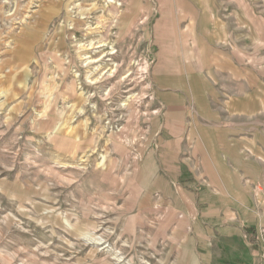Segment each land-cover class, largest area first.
<instances>
[{"label": "rangeland", "instance_id": "rangeland-1", "mask_svg": "<svg viewBox=\"0 0 264 264\" xmlns=\"http://www.w3.org/2000/svg\"><path fill=\"white\" fill-rule=\"evenodd\" d=\"M200 1L209 7L199 5L198 17L190 1L163 0L165 41L196 34L210 52L214 112L238 145L224 163L252 236L264 230V0L254 9L240 0V20L227 0ZM106 2L0 0V264H186L166 226L154 233L150 221L129 213L130 155L163 91L151 82L163 47L159 4ZM117 10L126 21L120 35ZM212 11L221 39L209 35ZM101 18L113 23L108 45L89 50L101 38ZM85 54L99 60L86 63ZM116 66L104 81L89 82Z\"/></svg>", "mask_w": 264, "mask_h": 264}, {"label": "crops", "instance_id": "crops-1", "mask_svg": "<svg viewBox=\"0 0 264 264\" xmlns=\"http://www.w3.org/2000/svg\"><path fill=\"white\" fill-rule=\"evenodd\" d=\"M189 1L198 17L199 5L209 7L200 0L184 3ZM157 2L161 18L155 34L163 47L151 82L163 91L157 96L159 111L139 131L141 138L130 155L128 172L134 177L135 205L129 213L150 221L154 233L166 226L169 240L186 256V264H264V241L260 232L250 236L245 230L249 217L240 212L241 194L229 174L230 166L224 163L228 156L237 157L238 145L225 134L228 129L214 112L218 97L213 88L218 82L207 64L211 58L205 57L210 52L196 34L190 41L174 36L172 44L166 43L168 6L163 0ZM242 2L254 9L255 0ZM227 3L237 8L232 15L240 20V0ZM217 7L216 14L220 13ZM210 14L213 29L209 35L221 39L220 18L214 11ZM190 28L196 30L194 20ZM235 32L232 29L233 36Z\"/></svg>", "mask_w": 264, "mask_h": 264}, {"label": "bare ground", "instance_id": "bare-ground-1", "mask_svg": "<svg viewBox=\"0 0 264 264\" xmlns=\"http://www.w3.org/2000/svg\"><path fill=\"white\" fill-rule=\"evenodd\" d=\"M31 2V1H30ZM57 2V1H56ZM85 2V1H84ZM94 2V1H93ZM97 2V1H96ZM99 2V1H98ZM107 2H109V3H117V5H120V4H122V2H121V0H107ZM107 2H106V4H107ZM19 4V3H18ZM71 4V3H70ZM72 5V4H71ZM18 6V5H17ZM17 6H15V7H17ZM29 6V5H28ZM75 6V5H74ZM109 6V5H108ZM69 7V6H68ZM71 7H73V6H71ZM80 8V7H79ZM74 9V8H73ZM100 9H102V8H100ZM123 9V8H122ZM104 10V9H103ZM96 12H97V10H96ZM115 14H116V16H115V18H114V20L115 21H113V22H116L117 23V26H118V34L120 35L121 34V32L123 31L122 29V26H125L126 25V21H125V18L123 17V15L121 14V11L119 10H117V12H115ZM13 16V15H12ZM104 16H105V14H104ZM112 16H114V15H112ZM12 18V17H11ZM90 18H92V17H90ZM96 18V17H95ZM110 18V17H109ZM21 19V18H20ZM21 21H19V23H20ZM93 23H95V22H93ZM22 26V25H21ZM88 26V25H87ZM97 27V31H98V33L101 35V38L97 41V42H94V40H91L87 45H86V47L87 48H90L89 50H91V49H93V48H99V47H101V46H104L105 44H107L108 43V39H107V37H108V35H109V32H110V30H111V27L113 26V23H112V26L110 25V24H108V21H107V19L106 18H104V19H102L101 18V21H100V23L99 24H97L96 25ZM116 26V27H117ZM84 27V26H83ZM80 28V27H79ZM13 29V28H12ZM91 29V28H90ZM93 29V28H92ZM11 30V29H10ZM24 30V29H23ZM30 30H32V29H30ZM89 30V29H88ZM95 30V29H94ZM75 30H73V32H74ZM113 31V30H112ZM2 32V31H1ZM15 32V31H14ZM70 32H72V31H70ZM79 32V31H78ZM83 32V31H82ZM124 32V31H123ZM8 33H9V31H8ZM86 33H87V31H86ZM91 34H93L94 32L91 30V32H90ZM115 34V33H114ZM85 35V34H84ZM118 35V36H119ZM91 36V35H90ZM3 37V36H2ZM80 43V42H79ZM78 43V44H79ZM38 44V43H37ZM108 45V44H107ZM35 47H36V45H35ZM86 48V49H87ZM103 48V47H102ZM116 48V47H115ZM114 47H111L110 48V55L111 54H115V53H117V50L115 49ZM1 49V48H0ZM2 49H3V47H2ZM101 49V48H100ZM104 49V48H103ZM98 50V49H97ZM82 51V50H81ZM85 51V50H84ZM121 51H122V48H121ZM121 53V52H120ZM119 54V53H118ZM0 55H1V53H0ZM123 55V54H122ZM9 56V55H8ZM85 56H86V59L88 60V61H86V63L87 62H91V61H98L99 60V58L98 59H91V57H90V55H88V54H85ZM116 56V55H115ZM118 57V56H117ZM124 57V56H123ZM18 59L21 61V60H23L24 59V56H20V57H18ZM129 59V58H128ZM83 60V59H82ZM105 61V60H104ZM1 62V61H0ZM82 62V61H81ZM101 62V61H100ZM110 63H112V62H110ZM130 63V62H129ZM9 64V63H8ZM100 64V63H99ZM109 64V63H108ZM84 65V64H83ZM82 65V66H83ZM103 65V64H102ZM106 66V65H105ZM108 67V66H107ZM117 68H118V66H116V67H114L109 73H108V70H106V71H103V72H100V73H98V75L96 76V77H93V78H90V80H89V82L91 83V84H96V83H98V82H102V81H104V78H105V76H106V78L108 77V76H111V75H113L114 73H115V71H117ZM144 70V69H143ZM4 73V72H3ZM77 73V72H76ZM106 73H108V75H106ZM2 75V74H1ZM89 77V76H88ZM105 78V79H106ZM106 81V80H105ZM111 90H112V88H111ZM108 91V90H107ZM109 93V92H108ZM31 94V93H30ZM128 97V96H127ZM127 97H126V99H127ZM109 98V97H108ZM129 99V98H128ZM68 100V99H67ZM125 101V100H124ZM68 102H70V101H68ZM124 105V104H123ZM56 129V128H55ZM59 133V132H58ZM94 239V238H93Z\"/></svg>", "mask_w": 264, "mask_h": 264}, {"label": "built area", "instance_id": "built-area-1", "mask_svg": "<svg viewBox=\"0 0 264 264\" xmlns=\"http://www.w3.org/2000/svg\"><path fill=\"white\" fill-rule=\"evenodd\" d=\"M260 239L264 241V230L262 231V233H260Z\"/></svg>", "mask_w": 264, "mask_h": 264}]
</instances>
